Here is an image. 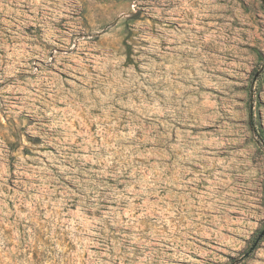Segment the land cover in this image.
Listing matches in <instances>:
<instances>
[{
    "label": "rangeland",
    "instance_id": "374dc122",
    "mask_svg": "<svg viewBox=\"0 0 264 264\" xmlns=\"http://www.w3.org/2000/svg\"><path fill=\"white\" fill-rule=\"evenodd\" d=\"M0 264H264L262 0H0Z\"/></svg>",
    "mask_w": 264,
    "mask_h": 264
},
{
    "label": "trees",
    "instance_id": "16d2710c",
    "mask_svg": "<svg viewBox=\"0 0 264 264\" xmlns=\"http://www.w3.org/2000/svg\"><path fill=\"white\" fill-rule=\"evenodd\" d=\"M263 6H264V0H262Z\"/></svg>",
    "mask_w": 264,
    "mask_h": 264
}]
</instances>
